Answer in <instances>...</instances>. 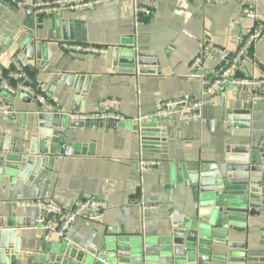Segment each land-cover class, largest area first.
<instances>
[{
    "label": "crops",
    "instance_id": "obj_1",
    "mask_svg": "<svg viewBox=\"0 0 264 264\" xmlns=\"http://www.w3.org/2000/svg\"><path fill=\"white\" fill-rule=\"evenodd\" d=\"M22 1L26 4L23 10L0 2V48L5 46L0 57V107L7 112H0V134L8 132L15 140L28 139L40 108L34 99L10 94L4 88L3 79L12 69L14 57L27 69L37 88L65 113H73L75 106L73 90L62 82L63 77L86 75L92 80L77 105L78 113H91L102 99H116L120 103L117 112L125 121H72L78 127L67 131L62 148L49 156V169L42 181L16 182L12 190L0 187V218L10 217L13 206L21 223L14 229L19 254L11 256L7 264H35L41 254L64 244L66 254L76 250L98 256L106 245L128 238L144 242L146 257L157 255L160 241L169 234V212L184 214L183 198L188 201L187 191L171 187L169 173L206 167L222 159L227 145L239 142V138L228 135V110H249L251 135L264 136V129L257 130L264 121V102L253 101L248 88L229 86L212 96L214 103L204 108L200 120H149L140 131H155L165 139L160 144L165 148L159 154L142 149L132 119L155 113L165 101L203 95L202 85L189 78V63L205 43L224 50L222 57L212 56L206 61V75L229 61L252 27L251 20L243 15L246 6L224 0H163L155 3L152 14L138 25L134 24L131 0L58 14L61 20L74 22L79 37L80 28H84L86 41H68L110 49L106 55H92L63 52L60 43L65 40L54 36L57 14L43 16L35 27L28 9L34 0ZM255 8L264 21V0H255ZM29 35L35 43H45L41 62L35 54L33 60L25 55L21 44ZM118 48L153 53L160 73H119L113 66ZM236 75L264 83V34L244 56ZM259 88L257 92L262 94ZM68 147L73 150L70 157L64 156ZM140 156L159 161V165L140 169ZM84 198L106 202L102 218L93 222L79 219L63 241L52 236L45 242L39 208L22 205L53 201L69 211ZM139 201L154 208L142 211ZM238 227H246L245 232L231 233L229 243L244 247L245 264H264V212Z\"/></svg>",
    "mask_w": 264,
    "mask_h": 264
},
{
    "label": "water",
    "instance_id": "obj_2",
    "mask_svg": "<svg viewBox=\"0 0 264 264\" xmlns=\"http://www.w3.org/2000/svg\"><path fill=\"white\" fill-rule=\"evenodd\" d=\"M77 30L74 22L56 16V40L86 41L84 28H80V37ZM33 38L27 36L21 45L28 60H33L35 54L37 62H41L45 43H35ZM4 47L0 48V57ZM113 66L128 75L160 73L153 53L129 48L115 50ZM91 80V76L77 74L63 77L62 82L73 90V113L79 112L77 105L86 96ZM259 90L264 94V83ZM249 114V110L243 109L227 111L228 135L239 138V142L227 145L221 160L206 167L169 173L171 187L187 191L188 201L183 198L184 214L169 212V234L160 241L157 255L146 257L144 242L128 238L106 245L98 256L76 250L66 254L64 244L65 247L41 254L35 264H245L244 247L234 246L228 240L231 233L245 232L246 227H238L239 224L246 225L249 218L264 212V136L251 135ZM77 127V122L66 115L49 114L40 107L28 139L15 140L8 132L0 134V187L12 190L16 182L42 181L49 169V156L62 148L67 131ZM263 129L264 121L257 127L258 131ZM138 139L148 153L159 154L165 148L160 145L165 139L155 131H139ZM15 210L12 206L10 217L0 218V264L9 263L11 256L19 254L14 229L21 223ZM219 247L226 250L218 251Z\"/></svg>",
    "mask_w": 264,
    "mask_h": 264
},
{
    "label": "built area",
    "instance_id": "obj_3",
    "mask_svg": "<svg viewBox=\"0 0 264 264\" xmlns=\"http://www.w3.org/2000/svg\"><path fill=\"white\" fill-rule=\"evenodd\" d=\"M115 0H34L29 4V13L33 25L38 27L40 19L47 14H61L69 11H79L83 9L94 8L103 3ZM163 0H131L132 14L134 24L138 25L144 17L152 14L155 3ZM225 2H240L246 6L243 12L244 17L251 20L252 27L243 37L240 45L234 51L229 61L221 63L214 69L210 75H206L204 65L212 56L222 57L224 50L215 45L205 43L202 45L199 53L194 56L188 66L189 78L198 81L203 87V95L195 99L178 98L165 101L161 108L153 114H140L132 119L139 132L141 125L152 119L173 118L176 120H200L205 107L212 105V96L221 92L226 87H243L252 91V100L264 102V94H259L257 89L262 84L256 79L237 77V69L244 56L252 51L256 42L264 34V21L255 8V0H224ZM18 10L26 8L22 0H0ZM60 49L66 53L106 55L109 48L94 45H85L75 41H64L60 43ZM12 69L4 76V88L10 94L23 95L34 99L39 107L46 113L56 115H66L71 121H95L101 123H117L125 121L117 112L119 101L116 99H102L98 101L95 109L89 114L65 113L58 105H55L47 96L37 88L33 78L27 69L17 60L11 59ZM0 112L7 115L4 111ZM73 153L71 147L66 148L64 156L70 157ZM159 165V161L147 159L143 156L138 158L140 169L145 167L154 168ZM142 211L153 209L154 206L146 204L144 201L137 203ZM22 205H35L41 212L42 220V238L48 242L52 236L63 241L66 239L70 227L79 219L88 221H98L102 218V213L107 207L103 200L91 198L80 199L73 209L66 211L62 206L53 201L36 200L22 203Z\"/></svg>",
    "mask_w": 264,
    "mask_h": 264
}]
</instances>
